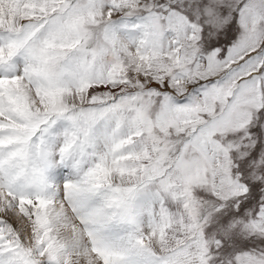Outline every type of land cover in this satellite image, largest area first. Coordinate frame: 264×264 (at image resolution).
<instances>
[{"label":"snow or ice","instance_id":"snow-or-ice-1","mask_svg":"<svg viewBox=\"0 0 264 264\" xmlns=\"http://www.w3.org/2000/svg\"><path fill=\"white\" fill-rule=\"evenodd\" d=\"M0 264H264V0H0Z\"/></svg>","mask_w":264,"mask_h":264}]
</instances>
